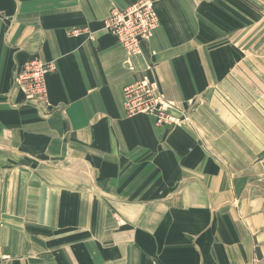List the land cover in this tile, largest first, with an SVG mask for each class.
I'll return each instance as SVG.
<instances>
[{
    "label": "crops",
    "instance_id": "0c3cea01",
    "mask_svg": "<svg viewBox=\"0 0 264 264\" xmlns=\"http://www.w3.org/2000/svg\"><path fill=\"white\" fill-rule=\"evenodd\" d=\"M137 1L0 0L4 264H264V72L253 102L189 0H152L158 27L127 56L102 23ZM33 59L54 66L47 107L14 82ZM140 80L175 124L126 116Z\"/></svg>",
    "mask_w": 264,
    "mask_h": 264
},
{
    "label": "built area",
    "instance_id": "2783aa9c",
    "mask_svg": "<svg viewBox=\"0 0 264 264\" xmlns=\"http://www.w3.org/2000/svg\"><path fill=\"white\" fill-rule=\"evenodd\" d=\"M102 29L114 36L127 56L141 53V43L148 40L157 26V16L150 3L139 1L125 9L112 8L104 19ZM76 32H73L75 34ZM54 71L51 63L33 59L16 73L14 82L23 91L25 101L36 106L48 105L46 76ZM123 107L127 117L150 115L157 127L173 121V105L166 101L157 85L150 80H140L123 88ZM187 121V117H182ZM0 264L3 259L0 256Z\"/></svg>",
    "mask_w": 264,
    "mask_h": 264
},
{
    "label": "rangeland",
    "instance_id": "374dc122",
    "mask_svg": "<svg viewBox=\"0 0 264 264\" xmlns=\"http://www.w3.org/2000/svg\"><path fill=\"white\" fill-rule=\"evenodd\" d=\"M139 1L142 0L135 3ZM146 1L150 3L154 11L153 1ZM189 1L195 5V9L191 14V22L194 24L197 22L206 23L215 32V38L217 40L222 39L219 44L225 45L228 43L242 55L243 59L237 69L249 71L248 80L252 83L249 92H253V94H249V97L255 102V91H258V87L254 83L262 81L260 76L264 72V0ZM157 27L158 17L154 31ZM257 71L261 73L259 76ZM184 116L188 117V115ZM172 118L173 121L167 125L176 123L173 116Z\"/></svg>",
    "mask_w": 264,
    "mask_h": 264
}]
</instances>
